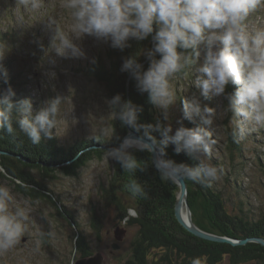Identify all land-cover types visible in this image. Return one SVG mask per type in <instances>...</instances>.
<instances>
[{"label": "clouds", "instance_id": "1", "mask_svg": "<svg viewBox=\"0 0 264 264\" xmlns=\"http://www.w3.org/2000/svg\"><path fill=\"white\" fill-rule=\"evenodd\" d=\"M25 3L32 10L42 7L41 0ZM63 6L71 10L70 33H57L55 18L47 19V26L54 31L50 49L61 57L84 56L73 37L88 35L123 50L130 39L142 41L155 31L153 48L143 52L149 59L148 68L142 70L135 55L123 61L121 71L131 75L140 93H147L148 101L161 113L163 121L157 118L155 124L140 123L142 107L122 100L119 94L107 101L114 119L140 134L125 137L118 147L106 151L107 159L117 161L123 171L132 175L127 190L133 198L147 194L134 178L141 167L128 151L132 147L153 154L163 181L186 178L210 187L220 177V170L211 162L216 140L209 130L216 110L207 104L201 107V101L192 95L182 101V120L198 117L204 126L188 128L180 120L173 133L167 123L169 109L177 101L173 81L178 76L187 81V90L189 76L194 73L191 83L201 90L205 100L222 96L227 101L224 112L230 114L234 137L242 138L264 128V18L249 20L264 7V0H66ZM201 52L204 58L198 62ZM157 55L159 59L155 58ZM0 77L7 83L3 65ZM230 85L235 86L234 90L226 92ZM13 96L10 86L6 94L0 95V130L12 133L18 128L33 145H39L42 137L51 138L64 97L48 99L34 111L29 99L13 102ZM154 131L161 139L152 135ZM169 144L175 146V153L183 151L198 163L189 166L165 159ZM0 175L11 178L3 166ZM30 211L27 204L15 200L7 184H0V253H6L21 240ZM205 259L193 258L191 264H204Z\"/></svg>", "mask_w": 264, "mask_h": 264}, {"label": "rangeland", "instance_id": "2", "mask_svg": "<svg viewBox=\"0 0 264 264\" xmlns=\"http://www.w3.org/2000/svg\"><path fill=\"white\" fill-rule=\"evenodd\" d=\"M41 3L42 7L32 10L25 0H0V30H15L19 34L16 48L20 51L11 53L9 50L8 58L19 68L21 81L18 87L11 89L27 97L34 111L39 110L48 99L57 95L64 97L56 129H52L60 145H71L98 134L110 137L114 117L107 104V93L101 84L83 73L89 65L107 63L106 53L112 48L110 42L88 35L79 39L73 37V42L81 47L84 56H58L50 49L54 31L47 26V19L55 18L57 33H70L71 10L63 6L66 0H41ZM261 18H264V7L253 13L249 20L252 22ZM203 58L204 53L201 52L198 62H202ZM194 78V73L189 76L187 90L184 78L178 76L174 79L177 101L169 109L167 123H170L174 133L180 126L177 121L182 120V101L192 95L201 101V107L207 104L216 110L209 130L216 140L211 162L220 170V177L211 185L221 192L228 211L236 210L234 204L241 200L251 218H261L264 215V128L239 137L241 153H234L231 160L226 146L230 131L235 129L230 114L224 112L227 101L222 96L205 100L201 90L192 85ZM193 122L201 124L198 117ZM182 123L187 127L184 120ZM128 151L142 150L132 147ZM113 166L114 160L107 159L105 153L102 159L94 158L80 169L75 177L58 173L56 180L41 181L40 174L34 171L35 179L52 193L51 201L30 199L17 193L9 182L0 181V184H7L17 202L27 204L31 210L23 237L6 253H0V264H75L80 259L74 244L77 232L85 237L93 256H100L99 264H124L131 253V242L137 228L119 224L115 209L107 206L101 197V187L108 186ZM131 214L134 215L133 212ZM94 219L101 227L99 235L92 228ZM117 231H124L121 241L115 239ZM114 245L118 249H114ZM159 255L160 252L156 251L150 253L148 264H157L155 261H159ZM218 264L230 263L225 259Z\"/></svg>", "mask_w": 264, "mask_h": 264}, {"label": "trees", "instance_id": "3", "mask_svg": "<svg viewBox=\"0 0 264 264\" xmlns=\"http://www.w3.org/2000/svg\"><path fill=\"white\" fill-rule=\"evenodd\" d=\"M155 34V31L152 35ZM152 35L142 41L130 39L128 46L123 50L111 48L107 51V63L99 62L89 65L83 73L101 84L110 100L119 94L122 100L131 101L142 107L139 114L140 123L155 124L157 118L163 121L161 113L150 104L147 93H140L136 81L128 72L121 71L122 63L131 56H137V62L142 70L149 66V59L143 54L152 49ZM36 39V35H33ZM19 34L13 31L0 30V65L7 72V83L0 77V95L6 94V89L20 85V72L15 62L8 58L9 50L20 51L16 44ZM140 53V54H139ZM159 59V55L155 57ZM235 86H228L226 92H232ZM20 92L14 93L13 102L25 99ZM28 99V98H27ZM188 128L202 126L193 121L184 120ZM13 127L16 128L15 122ZM128 130L140 135L135 130L123 125L118 119L111 121V136L98 134L84 138L71 145H60L59 140L52 134L51 138L42 137L39 145H33L30 139L17 130L9 133L0 130V166L8 172L9 177L0 175V181H7L13 185L17 193L38 201H51L52 193L35 179L34 171L41 176V181L56 180L57 174L67 177L78 176L79 170L86 167L94 158L102 159L106 151L116 148L128 134ZM230 131L226 150L233 159L234 153H241L239 137H234ZM152 135L161 139L158 132ZM174 145L169 144L165 159L176 163H185L195 166L198 161L183 151L175 153ZM92 148H97L96 150ZM141 169H138L134 178L143 185L146 197L133 198L127 190L132 175L123 171L121 165L114 160L113 174L107 183L101 187V197L107 206L115 209L118 223L125 227H136L137 233L131 242V253L124 264H148L149 254L160 252L157 264H191L193 258H206V264H218L228 259L230 264L257 263L264 264V247L249 242L242 246H232L227 243L209 242L197 238L187 232L177 222L174 215V206L178 193V186L174 182L163 181L161 172L155 167L152 156L148 151H130ZM264 169V168H263ZM187 186V203L190 208L192 221L200 230L232 240H246L253 238L264 239V215L254 220L244 209L241 200L237 201L234 211L226 209V202L221 192L213 186L194 183L184 179ZM52 204V202H51ZM57 206V204H52ZM134 213V215L131 214ZM95 218V217H94ZM93 229L101 234V227L94 219ZM74 244L80 258H91L93 252L80 233H76Z\"/></svg>", "mask_w": 264, "mask_h": 264}, {"label": "water", "instance_id": "4", "mask_svg": "<svg viewBox=\"0 0 264 264\" xmlns=\"http://www.w3.org/2000/svg\"><path fill=\"white\" fill-rule=\"evenodd\" d=\"M153 44L154 42L152 43V48H153ZM128 136H138V135L128 130V134L125 137H128ZM92 149L96 150L97 148H92ZM1 154L3 153L0 151V155ZM151 156H152V160L154 163V157L152 153H151ZM175 184L179 188V193L177 195V200L174 206V215H175L177 222L180 224V226H182L187 232H189L190 234H192L193 236L197 238H200V239H203L209 242L227 243L232 246H242L249 242H254L264 247V239L253 238V239L237 241V240H232L226 237H220V236L210 234V233L200 230L198 227L194 225L192 221L190 208L187 203V186L185 184L184 179H178L175 182ZM123 236H124V231H117L115 233V239L117 241H121ZM113 248L118 249V246L114 245ZM98 262H100V256L96 255L88 259L80 258L75 262V264H99Z\"/></svg>", "mask_w": 264, "mask_h": 264}]
</instances>
